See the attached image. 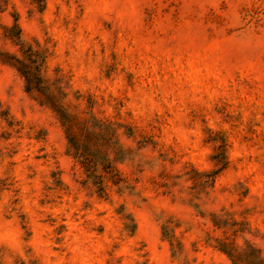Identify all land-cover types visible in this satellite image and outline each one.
I'll list each match as a JSON object with an SVG mask.
<instances>
[{
  "label": "rangeland",
  "instance_id": "rangeland-1",
  "mask_svg": "<svg viewBox=\"0 0 264 264\" xmlns=\"http://www.w3.org/2000/svg\"><path fill=\"white\" fill-rule=\"evenodd\" d=\"M0 264H264V0H0Z\"/></svg>",
  "mask_w": 264,
  "mask_h": 264
}]
</instances>
